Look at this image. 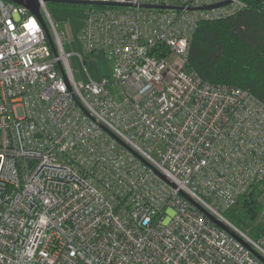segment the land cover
Segmentation results:
<instances>
[{
	"label": "built area",
	"instance_id": "2783aa9c",
	"mask_svg": "<svg viewBox=\"0 0 264 264\" xmlns=\"http://www.w3.org/2000/svg\"><path fill=\"white\" fill-rule=\"evenodd\" d=\"M38 1L0 0V264H264L195 203L264 257L224 214L264 178V102L186 68L200 21L245 1L86 0L100 81L77 80Z\"/></svg>",
	"mask_w": 264,
	"mask_h": 264
},
{
	"label": "trees",
	"instance_id": "16d2710c",
	"mask_svg": "<svg viewBox=\"0 0 264 264\" xmlns=\"http://www.w3.org/2000/svg\"><path fill=\"white\" fill-rule=\"evenodd\" d=\"M231 15L201 20L188 45L186 68L213 83L249 89L264 102V4L244 0ZM264 178L253 183L225 215L253 238L264 232Z\"/></svg>",
	"mask_w": 264,
	"mask_h": 264
},
{
	"label": "rangeland",
	"instance_id": "374dc122",
	"mask_svg": "<svg viewBox=\"0 0 264 264\" xmlns=\"http://www.w3.org/2000/svg\"><path fill=\"white\" fill-rule=\"evenodd\" d=\"M47 6L52 17L58 23V27L66 31L67 40L65 47L68 51L74 52L71 54L70 61L74 67L77 80L87 81L92 78L100 81L103 76L111 74L112 56L103 49L93 52L86 51L79 39L78 31L84 24L86 5L83 3H64L48 0ZM110 88L116 100L120 101L123 99L119 86L111 85ZM257 222H264V212L259 215Z\"/></svg>",
	"mask_w": 264,
	"mask_h": 264
},
{
	"label": "water",
	"instance_id": "95a60500",
	"mask_svg": "<svg viewBox=\"0 0 264 264\" xmlns=\"http://www.w3.org/2000/svg\"><path fill=\"white\" fill-rule=\"evenodd\" d=\"M21 4L26 5L27 7H29L31 9L32 12H34L39 18H41V12L39 9V1L38 0H15ZM58 2H64V3H86V0H55ZM97 3H100L99 1H96ZM229 0H224L221 2H217V3H212L209 5H206L205 7H215V6H219V5H223L228 3ZM111 4H119L117 2H109ZM156 6H165V5H156ZM173 6V5H172ZM174 7H180L178 5L174 6ZM46 32L48 34V37L50 38V33L48 31V29L45 27ZM187 196V195H186ZM188 197V196H187ZM193 201V200H192ZM196 205L203 211L205 212L212 220H214L218 225H220L221 227L227 229L229 232H231L232 234H234L237 238H239L241 241H243L247 246H249L256 255H258L260 258H262L264 260V257L258 252L256 251L246 240H244L242 237H240L234 230H232L227 224H225L224 222H222L221 220H219L215 215H213L211 212H209L207 209H205L203 206H201L199 203L195 202Z\"/></svg>",
	"mask_w": 264,
	"mask_h": 264
}]
</instances>
